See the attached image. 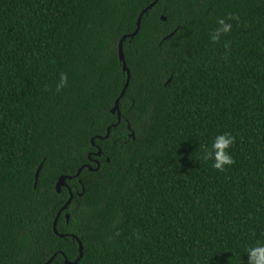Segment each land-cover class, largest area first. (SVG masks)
I'll list each match as a JSON object with an SVG mask.
<instances>
[{"label": "trees", "instance_id": "trees-1", "mask_svg": "<svg viewBox=\"0 0 264 264\" xmlns=\"http://www.w3.org/2000/svg\"><path fill=\"white\" fill-rule=\"evenodd\" d=\"M152 1L0 0V264L72 262V235L75 264H247L264 243V0H157L122 41L118 120L117 44ZM225 132L221 172L202 156Z\"/></svg>", "mask_w": 264, "mask_h": 264}, {"label": "clouds", "instance_id": "clouds-1", "mask_svg": "<svg viewBox=\"0 0 264 264\" xmlns=\"http://www.w3.org/2000/svg\"><path fill=\"white\" fill-rule=\"evenodd\" d=\"M239 21V16L229 13L227 17L217 20V27L209 33L210 40L213 43H219L221 37L227 35L232 30L231 21ZM231 41L224 42V48H230ZM68 85L67 73H61L58 82L56 83V91L59 92ZM235 143V137L230 132H225L215 137L210 148H205L202 159L205 161L212 160V167L223 172L226 165L234 163L233 157L227 151ZM247 264H264V243L250 246L247 251Z\"/></svg>", "mask_w": 264, "mask_h": 264}, {"label": "water", "instance_id": "water-1", "mask_svg": "<svg viewBox=\"0 0 264 264\" xmlns=\"http://www.w3.org/2000/svg\"><path fill=\"white\" fill-rule=\"evenodd\" d=\"M157 0H153L148 6H146L145 8H143L138 16H137V19H136V22H135V29L133 30V32L131 33H128V34H124L121 36L120 40L118 41V44H117V55H118V59L119 61L121 62V69L123 72L126 73V80H125V83H124V86L122 87L118 97L114 100V104L111 108V112L114 113L115 111L117 112V117H118V120H119V108H118V101L120 99V97L122 96L127 84H128V81H129V76H130V72H129V69L127 68L126 64H125V60H124V56H123V52H122V41L127 38V37H133L138 29H139V24H140V19L142 17V15L150 8L152 7L155 3H156ZM108 130L109 128H107V133H108ZM132 135V132L130 133ZM91 142H92V139H91ZM99 149L98 151L96 152L97 155H99ZM40 167V165H39ZM39 167L37 168V170L35 171V174H34V178H35V182H34V185L36 183V178H37V174H38V171H39ZM88 169H91V167L88 166ZM81 168L78 169V171L76 172L75 176L78 175V173L80 172ZM66 178V176H60L55 184V189L56 191H60V187L61 186H65V182H64V179ZM70 192V191H69ZM71 197H72V194L70 193L69 194V197L67 199V201L62 205V207L59 209V211L57 212L56 216H55V220L53 222V231L55 233H57L56 229H55V222H56V218L57 216L59 215L60 211L65 209L70 200H71ZM65 218L67 219L68 218V214H65ZM59 236H63V234H58ZM71 237L73 238H76L77 242H78V256L75 258V260H73L72 262H69L66 258L64 259V262L63 264H75V262L81 257L82 255V245L80 243V241L77 239V237L75 235H72ZM50 261V260H49ZM48 261V262H49Z\"/></svg>", "mask_w": 264, "mask_h": 264}]
</instances>
